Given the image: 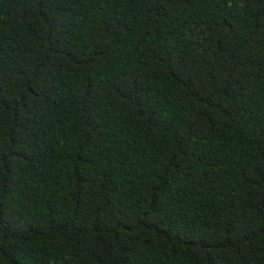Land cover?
Instances as JSON below:
<instances>
[{
	"label": "trees",
	"instance_id": "obj_1",
	"mask_svg": "<svg viewBox=\"0 0 264 264\" xmlns=\"http://www.w3.org/2000/svg\"><path fill=\"white\" fill-rule=\"evenodd\" d=\"M0 264H264V0H0Z\"/></svg>",
	"mask_w": 264,
	"mask_h": 264
}]
</instances>
